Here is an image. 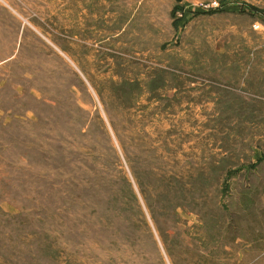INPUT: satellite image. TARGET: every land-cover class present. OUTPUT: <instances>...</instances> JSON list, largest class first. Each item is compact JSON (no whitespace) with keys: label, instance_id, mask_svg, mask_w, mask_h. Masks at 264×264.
<instances>
[{"label":"rangeland","instance_id":"1","mask_svg":"<svg viewBox=\"0 0 264 264\" xmlns=\"http://www.w3.org/2000/svg\"><path fill=\"white\" fill-rule=\"evenodd\" d=\"M0 264H264V0H0Z\"/></svg>","mask_w":264,"mask_h":264}]
</instances>
